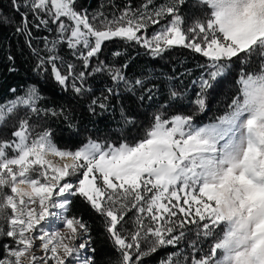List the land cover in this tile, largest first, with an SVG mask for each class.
<instances>
[{
	"label": "snow or ice",
	"instance_id": "snow-or-ice-1",
	"mask_svg": "<svg viewBox=\"0 0 264 264\" xmlns=\"http://www.w3.org/2000/svg\"><path fill=\"white\" fill-rule=\"evenodd\" d=\"M9 4L35 70L75 96L91 91L89 77L107 75L111 86L91 97L88 111L115 112V99L131 130L61 148L46 122L30 117L62 116L72 133L71 115L41 108L35 85L11 90L14 99L0 103V264H97L89 224L69 215L74 197L100 217L118 253L112 264H146L167 248L175 251L158 264H264V0H141L94 11L78 0ZM115 39L153 58L175 47L205 58L194 111L176 106L183 93L172 87L150 115L129 111L125 95L142 105L158 88L148 76H127V62L115 63L119 50L100 59ZM233 72L231 103L197 123L208 90Z\"/></svg>",
	"mask_w": 264,
	"mask_h": 264
},
{
	"label": "trees",
	"instance_id": "trees-1",
	"mask_svg": "<svg viewBox=\"0 0 264 264\" xmlns=\"http://www.w3.org/2000/svg\"><path fill=\"white\" fill-rule=\"evenodd\" d=\"M105 2L103 5L107 4L110 10L111 2L123 7L128 3L138 6L141 0H106ZM78 4L80 7L88 8L89 11H94L101 5L100 0H78ZM188 10V5H185V11ZM0 15H3L0 16V103L14 98L12 89L16 90L15 95H21L28 86H37L43 97L39 106L56 111L63 110L71 115V122L76 126L74 131L69 133L68 122L62 116L30 117L33 121L37 119L45 121L46 125L56 133V143L61 148L65 145L71 146L76 141L89 136L94 139L115 140L131 130L130 126H125L120 120V105L115 99L111 101L115 106V112L110 109L108 113L93 116L88 111L91 97L99 96L106 87L111 86L112 82L107 75L96 74L89 77L86 87L91 91L84 96H75L71 91L63 90L49 74L35 70L36 57L26 45L25 38L15 33L16 22L20 17L13 13L9 0H0ZM3 18H6L4 20L8 23H4ZM35 34L41 35L38 32ZM115 50L122 53L115 63L121 65L127 62L128 64L124 70L127 76L133 79L148 76L151 83H155L158 88L156 97L152 101L145 99L142 105L135 98L125 95L123 102L129 111L138 113L141 119L145 115H150L159 104L168 102L167 89L169 87L183 93V103L176 102V106L181 111L186 114L194 111L190 101L195 99L199 86L193 82L199 79L202 71L199 65L204 63L205 58L182 47H175L162 57L153 58L139 45L115 39L105 43L100 59L106 62L112 61V52ZM9 56L12 57L11 60L8 59ZM234 77L233 72L208 90L206 93L207 107L196 115L197 123H209L216 116L223 114L235 95L236 86L232 83ZM75 133H79V136ZM73 214L82 216L91 228L97 264H112L118 253L107 239L100 217L80 197L72 198L69 215ZM180 247L184 248L185 244L182 243ZM173 251H175L173 248L162 249L147 258L146 264H158L166 252Z\"/></svg>",
	"mask_w": 264,
	"mask_h": 264
},
{
	"label": "rangeland",
	"instance_id": "rangeland-1",
	"mask_svg": "<svg viewBox=\"0 0 264 264\" xmlns=\"http://www.w3.org/2000/svg\"><path fill=\"white\" fill-rule=\"evenodd\" d=\"M105 1H106V0H100V3H101V4L106 3ZM155 2H156L157 4H162V3L165 2V0H155ZM112 4H113V3L111 2L110 5H112ZM106 5H107V4H106ZM77 6L80 7L79 4H77ZM0 16H3V15H0ZM4 19H6V18H3V20H4ZM154 30H156V26H152V27H150V28L148 29V33H147V34H148L149 36H151V33H152ZM33 32H34V33H37L35 29H33ZM38 33L41 34V35H44L43 32H38ZM41 46H42V45H41ZM65 51H66V50H65ZM24 90H25V89H24ZM24 90H23V91H24ZM22 94H23V92L21 93V95H22ZM13 99H14V98H13ZM5 103H6V102H5ZM50 221H51V220H50Z\"/></svg>",
	"mask_w": 264,
	"mask_h": 264
},
{
	"label": "bare ground",
	"instance_id": "bare-ground-1",
	"mask_svg": "<svg viewBox=\"0 0 264 264\" xmlns=\"http://www.w3.org/2000/svg\"><path fill=\"white\" fill-rule=\"evenodd\" d=\"M53 223H54V221H49V223L48 224H45L44 227L46 229H49L50 230Z\"/></svg>",
	"mask_w": 264,
	"mask_h": 264
}]
</instances>
